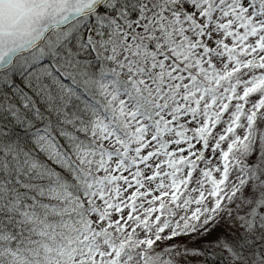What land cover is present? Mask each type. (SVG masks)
<instances>
[{
    "label": "snow or ice",
    "instance_id": "obj_1",
    "mask_svg": "<svg viewBox=\"0 0 264 264\" xmlns=\"http://www.w3.org/2000/svg\"><path fill=\"white\" fill-rule=\"evenodd\" d=\"M0 264H264V0H0Z\"/></svg>",
    "mask_w": 264,
    "mask_h": 264
}]
</instances>
